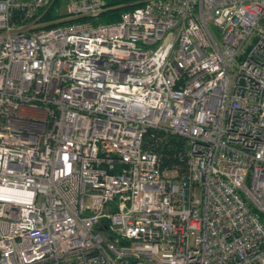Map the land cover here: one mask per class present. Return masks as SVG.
<instances>
[{
    "label": "built area",
    "instance_id": "2783aa9c",
    "mask_svg": "<svg viewBox=\"0 0 264 264\" xmlns=\"http://www.w3.org/2000/svg\"><path fill=\"white\" fill-rule=\"evenodd\" d=\"M55 1L0 0V264H264V0Z\"/></svg>",
    "mask_w": 264,
    "mask_h": 264
},
{
    "label": "trees",
    "instance_id": "16d2710c",
    "mask_svg": "<svg viewBox=\"0 0 264 264\" xmlns=\"http://www.w3.org/2000/svg\"><path fill=\"white\" fill-rule=\"evenodd\" d=\"M59 1L56 0L50 9L39 19V22L47 24L43 28L87 21L94 24L116 22L121 18L123 12L131 11L142 5L139 0H102L103 8L96 16L82 15L57 22V19L61 18L57 13ZM32 19L33 17H27L24 12L15 10L12 21L16 24H21L29 22ZM146 146L154 148L161 154V168L163 170H178L180 173H184L187 170L185 160L180 157L186 148L185 139L173 134L164 136L151 130L146 138Z\"/></svg>",
    "mask_w": 264,
    "mask_h": 264
},
{
    "label": "rangeland",
    "instance_id": "374dc122",
    "mask_svg": "<svg viewBox=\"0 0 264 264\" xmlns=\"http://www.w3.org/2000/svg\"><path fill=\"white\" fill-rule=\"evenodd\" d=\"M73 1V0H60L58 7H57V13L58 15L61 16V18L57 19L58 21H63V20H67V19H71L70 16L68 15V5L69 3ZM50 9V8H49ZM49 9H47L45 12L41 13L40 18L43 16V14H45ZM39 18V19H40ZM45 25H47L44 22H39L38 21H34V23H32L31 21L28 22L27 25H25L24 30L28 31V32H32L35 29L38 28H43Z\"/></svg>",
    "mask_w": 264,
    "mask_h": 264
}]
</instances>
